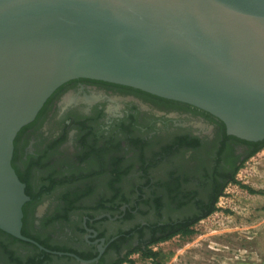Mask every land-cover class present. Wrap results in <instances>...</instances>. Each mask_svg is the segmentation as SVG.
Segmentation results:
<instances>
[{
	"label": "flooded vegetation",
	"instance_id": "1",
	"mask_svg": "<svg viewBox=\"0 0 264 264\" xmlns=\"http://www.w3.org/2000/svg\"><path fill=\"white\" fill-rule=\"evenodd\" d=\"M256 144L190 104L69 80L15 139L30 241L0 230V264H115L146 250L210 216Z\"/></svg>",
	"mask_w": 264,
	"mask_h": 264
},
{
	"label": "water",
	"instance_id": "2",
	"mask_svg": "<svg viewBox=\"0 0 264 264\" xmlns=\"http://www.w3.org/2000/svg\"><path fill=\"white\" fill-rule=\"evenodd\" d=\"M89 78L202 109L264 141V0H0V230L24 241L15 139Z\"/></svg>",
	"mask_w": 264,
	"mask_h": 264
},
{
	"label": "rangeland",
	"instance_id": "3",
	"mask_svg": "<svg viewBox=\"0 0 264 264\" xmlns=\"http://www.w3.org/2000/svg\"><path fill=\"white\" fill-rule=\"evenodd\" d=\"M235 180L193 235L155 242L148 250L156 257L134 251L121 264H264V148L241 164Z\"/></svg>",
	"mask_w": 264,
	"mask_h": 264
},
{
	"label": "trees",
	"instance_id": "4",
	"mask_svg": "<svg viewBox=\"0 0 264 264\" xmlns=\"http://www.w3.org/2000/svg\"><path fill=\"white\" fill-rule=\"evenodd\" d=\"M264 148V141H261V142H257L256 144V148L252 151V153L249 155V157L253 156L254 154H256L257 152H259L260 150H262ZM240 167V166H239ZM239 167H237L236 171H235V175H234V178L231 180V182H234L236 183V180H235V176L237 174V171L239 170ZM245 187V186H243ZM247 190L250 192V193H253L252 190L248 189ZM219 195H222V194H219ZM218 199V198H217ZM217 202V200H216ZM216 210V206L213 207V209L210 210L209 212V215H211L214 211ZM204 219V218H203ZM201 219H198V220H195L193 223L189 224L187 226V228H183L181 230H177V231H174L170 234H168L167 236H164L162 238H160L159 240H157L156 242L158 241H161V240H164V239H167V238H170L171 236L175 235V234H183L185 236H190V235H193L195 233V231L192 229V227L195 225V223H197V221H199ZM149 248V247H148ZM134 251H140L143 255H145L146 257H156L157 254L152 252V251H149L148 249L146 250H143V249H136ZM134 251H131L130 253L134 252ZM130 253L128 255H130ZM128 259V256L127 258H125L124 260H121L115 264H121L122 262L126 261Z\"/></svg>",
	"mask_w": 264,
	"mask_h": 264
}]
</instances>
